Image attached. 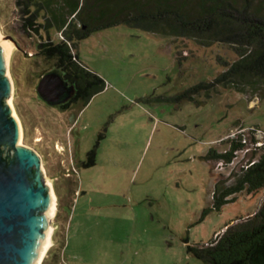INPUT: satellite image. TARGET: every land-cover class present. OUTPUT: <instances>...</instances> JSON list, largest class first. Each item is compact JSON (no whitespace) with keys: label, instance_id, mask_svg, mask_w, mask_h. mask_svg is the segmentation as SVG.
<instances>
[{"label":"rangeland","instance_id":"1","mask_svg":"<svg viewBox=\"0 0 264 264\" xmlns=\"http://www.w3.org/2000/svg\"><path fill=\"white\" fill-rule=\"evenodd\" d=\"M17 1L0 0V40L12 44L7 56L11 101L21 125L20 142L39 154L56 198L50 245L40 264H204L186 252L185 239L190 245L207 242L228 220L254 212L264 201L263 189L243 191L234 202L200 219L211 205L214 182L231 179L244 157L261 151L252 147L246 134L249 151L244 156L239 152L226 168L202 158L209 148L226 150V140L240 125L256 124L264 130V85L218 84L196 94V102L144 101L141 98L147 96L173 98L210 80L222 70V61L237 58L233 47L203 46L125 24L94 31L77 43L76 52L104 79L105 88L94 95L77 125L80 140L73 149L74 165L67 139L82 106L73 105L71 113L61 111L37 95L39 77L52 65L37 49L38 41L47 37L44 29L40 36L29 31ZM230 1L238 7L246 4L251 11L263 6L264 14V0ZM43 14L38 13L37 23H44ZM49 37L59 38L53 30ZM182 55L187 58L178 62L176 57ZM82 124L87 129H81ZM96 141L95 164L81 168L76 160H82ZM79 183L88 192L83 199L94 200L95 228L101 231L105 223L104 232L112 235L109 243L80 258L62 252L66 231L62 205L71 207Z\"/></svg>","mask_w":264,"mask_h":264},{"label":"trees","instance_id":"2","mask_svg":"<svg viewBox=\"0 0 264 264\" xmlns=\"http://www.w3.org/2000/svg\"><path fill=\"white\" fill-rule=\"evenodd\" d=\"M16 4L25 16L24 24L30 32L39 35V30L44 29L47 39L38 41V53L52 61V69L59 71L64 80L74 86L72 100L80 106H85L92 96L101 92L105 81L79 60L77 43L94 31L119 24L165 37L193 40L203 46L230 45L237 55L231 62L222 61L223 68L216 76L187 87L172 99L147 96L141 100L196 102V94L208 92L218 84L264 85L263 6L251 11L248 5L238 7L239 4L230 0H19ZM40 11L44 13L42 24L36 21ZM50 30L58 33L57 40L50 39ZM182 56L176 57L178 62L187 58ZM67 106L60 105L59 109L65 110ZM243 128L247 132H264L256 124L239 126V130ZM241 140V135L237 134L236 138L226 140V150L219 152L212 147L202 158L221 161L226 166L235 151L243 148ZM96 149L97 141L80 161L83 168L95 164ZM250 161L227 179L230 180L228 185H222L227 180L214 182L211 205L202 210L201 220L209 212L219 211L234 202L237 193L252 194L264 190V147L257 155L252 153L247 159ZM222 229L207 242L190 245L185 239L186 252L204 264H264V201L254 212L228 220Z\"/></svg>","mask_w":264,"mask_h":264},{"label":"water","instance_id":"3","mask_svg":"<svg viewBox=\"0 0 264 264\" xmlns=\"http://www.w3.org/2000/svg\"><path fill=\"white\" fill-rule=\"evenodd\" d=\"M8 48L0 40V264H38L51 223L53 197L39 154L20 142V128L9 104ZM57 107L74 95L57 70L43 73L35 88Z\"/></svg>","mask_w":264,"mask_h":264},{"label":"crops","instance_id":"4","mask_svg":"<svg viewBox=\"0 0 264 264\" xmlns=\"http://www.w3.org/2000/svg\"><path fill=\"white\" fill-rule=\"evenodd\" d=\"M103 91V90H102ZM101 91V92H102ZM100 93V92H99ZM98 94V93H97ZM96 95V94H95ZM92 100H94V96L88 101V103L85 106L80 107L79 114L76 115L77 121L75 128L73 130H69L68 134V144L67 148L70 152L69 159L74 163V152L73 149L78 148V142L80 140V136H78L77 132V125L80 126V119L85 113L86 109L91 105ZM84 121V119H83ZM73 122V125L75 124ZM72 125V126H73ZM71 129V128H70ZM81 129H87V126L85 124H82ZM71 132V133H70ZM225 149L220 150L219 152L224 151ZM87 151V150H86ZM85 151V152H86ZM77 163L81 161V159L76 160ZM81 168H83L81 166ZM79 187L74 189V198L72 199V205L69 207V204L67 205L63 204L62 208L63 211L66 212V231H65V242L63 246V255L69 253H74L78 255L80 258V255L86 254V253H94V248L97 250L103 243L110 242L112 235H109V233H105V223L102 224L101 231L98 230L99 228L94 226V200L91 198L89 200L83 199L84 196L88 193L87 190H82L83 187L82 183H79ZM227 205V204H226ZM225 206V205H224ZM223 229L220 228L218 232H221ZM215 232L214 234H216ZM120 248V251L125 253H128V251L124 250L123 247ZM126 251V252H125ZM68 252V253H67ZM121 259V258H120ZM122 261V260H121Z\"/></svg>","mask_w":264,"mask_h":264},{"label":"built area","instance_id":"5","mask_svg":"<svg viewBox=\"0 0 264 264\" xmlns=\"http://www.w3.org/2000/svg\"><path fill=\"white\" fill-rule=\"evenodd\" d=\"M262 133H263V136H262ZM237 134H240L241 135V142L243 143V148L235 151V156L233 157L232 161L229 163V164H226V166H224V164L219 161V166H222L224 168H226L228 165L230 164H233V162L235 161V159L238 157V153L239 155L241 154V152H243L241 155L244 156L248 151H249V148L246 147V137L248 135V138L251 140L252 142V147H254V149H261L263 151V147H264V132L263 131H260V130H256V131H253V132H247L246 129H238V131L236 133H233L230 135V138H236ZM247 134V135H246ZM261 134V135H260ZM254 152V151H253ZM253 152L249 153L248 155H251ZM261 152V151H260ZM257 155V153H255ZM249 158V157H248ZM245 159L244 157V160H242V163H240V167H246L247 165H249L252 161L250 162H247V159ZM254 160V159H253Z\"/></svg>","mask_w":264,"mask_h":264},{"label":"bare ground","instance_id":"6","mask_svg":"<svg viewBox=\"0 0 264 264\" xmlns=\"http://www.w3.org/2000/svg\"><path fill=\"white\" fill-rule=\"evenodd\" d=\"M4 44L7 46V48H8V53H9V51H10L11 48H12V44H11L10 42H6V43H4ZM7 74H8V72H7ZM8 76H9V75H8ZM10 80H11V79H10ZM11 83H12V82H11ZM11 96H12V90H11V94H10V97H9V104H10V106H11V108H12L13 115L16 117V119H17V121H18L19 128H20V137H21V132H22V130H21V125H20L19 118L17 117V115H16L15 112H14L13 105H12V101H11ZM42 170H43V169H42ZM47 183H48V185H49V187H50V191H51V194H52V197H53V205H52L51 214H50V217H51V216L54 214L56 198H55V194H54V191H53V189H52L51 184H50L49 182H47ZM51 232H52V227L50 226V230H49V234H48V238H47V243H46V246H45V248H44V251H43V253H42V255H41V258H40L38 264H40L41 259H42V257L44 256V253L46 252L47 248H48L49 245H50V236H51Z\"/></svg>","mask_w":264,"mask_h":264},{"label":"flooded vegetation","instance_id":"7","mask_svg":"<svg viewBox=\"0 0 264 264\" xmlns=\"http://www.w3.org/2000/svg\"><path fill=\"white\" fill-rule=\"evenodd\" d=\"M51 70H53V69H52V66H51L49 69H47L46 72L51 71ZM43 73H45V72H43ZM43 73H42V74H43ZM42 74H41V75H42ZM39 78H40V77H39ZM72 97H73V96H72ZM72 97H70L66 102H64V103H62V104H59L57 107L60 108L59 106H60V105H63V104L68 105L67 108H66L65 110H61V111H70V113H71V111H72V106L78 104L77 101H76V102H73ZM75 122H76V120L74 121V123H75ZM74 126H76V123L72 126V128H71L70 130H73V128H75Z\"/></svg>","mask_w":264,"mask_h":264}]
</instances>
